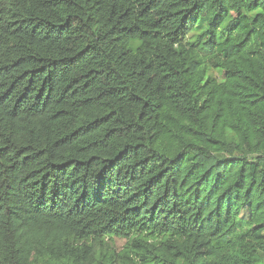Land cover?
<instances>
[{"label":"trees","instance_id":"1","mask_svg":"<svg viewBox=\"0 0 264 264\" xmlns=\"http://www.w3.org/2000/svg\"><path fill=\"white\" fill-rule=\"evenodd\" d=\"M0 264H264V0H0Z\"/></svg>","mask_w":264,"mask_h":264},{"label":"rangeland","instance_id":"2","mask_svg":"<svg viewBox=\"0 0 264 264\" xmlns=\"http://www.w3.org/2000/svg\"><path fill=\"white\" fill-rule=\"evenodd\" d=\"M123 244H124L123 241H118V246H119V247H122Z\"/></svg>","mask_w":264,"mask_h":264}]
</instances>
